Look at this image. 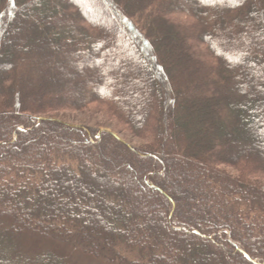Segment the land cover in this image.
Returning a JSON list of instances; mask_svg holds the SVG:
<instances>
[{
    "label": "trees",
    "instance_id": "obj_1",
    "mask_svg": "<svg viewBox=\"0 0 264 264\" xmlns=\"http://www.w3.org/2000/svg\"><path fill=\"white\" fill-rule=\"evenodd\" d=\"M92 105L142 143L52 115ZM53 244L264 264V0H0V264Z\"/></svg>",
    "mask_w": 264,
    "mask_h": 264
},
{
    "label": "rangeland",
    "instance_id": "obj_2",
    "mask_svg": "<svg viewBox=\"0 0 264 264\" xmlns=\"http://www.w3.org/2000/svg\"><path fill=\"white\" fill-rule=\"evenodd\" d=\"M52 115L66 121V122H69V123L87 125L91 129H93V131H95L96 136H99L100 131H102L103 129L111 130V131L113 130V131L118 132V134L123 139L127 140L128 142H130L133 145L138 146L140 143H142L141 139L132 137L129 133H127L123 130H120L119 129L120 127L118 125H116V124L114 125V122L112 119L105 118L103 116L102 112L100 110H98L94 105L89 106L85 110H81V111H58V112L52 113ZM221 167L230 173H233V174L236 173V169L231 167V166L222 165ZM27 247L31 249V243L30 242L26 243V245L24 247L25 251H26ZM53 247H55V248L59 247L60 249L65 250V251L69 250L70 253L73 254L74 263H79V264H106L105 262H103V260L93 259L90 256L82 254V252L80 250L78 251L75 248L74 249L70 248L69 245L61 246V245L53 244ZM24 248H23V250H24ZM45 249L46 248L42 247V250L40 249V253H42ZM25 253L28 254V251H26Z\"/></svg>",
    "mask_w": 264,
    "mask_h": 264
},
{
    "label": "snow or ice",
    "instance_id": "obj_3",
    "mask_svg": "<svg viewBox=\"0 0 264 264\" xmlns=\"http://www.w3.org/2000/svg\"><path fill=\"white\" fill-rule=\"evenodd\" d=\"M73 2H74V3H79L80 0H73ZM200 2H201L202 4H209V3H211V4H215V3H217V2H223V0H200ZM241 2H242V0H236V3H237V4H239V3H241ZM213 47H215V45H213ZM228 59L231 60L232 58H231V57H228ZM97 63H99V61H97Z\"/></svg>",
    "mask_w": 264,
    "mask_h": 264
},
{
    "label": "water",
    "instance_id": "obj_4",
    "mask_svg": "<svg viewBox=\"0 0 264 264\" xmlns=\"http://www.w3.org/2000/svg\"><path fill=\"white\" fill-rule=\"evenodd\" d=\"M247 256V255H246ZM248 258H250L249 256H247Z\"/></svg>",
    "mask_w": 264,
    "mask_h": 264
}]
</instances>
